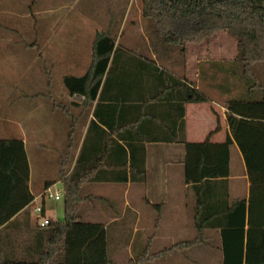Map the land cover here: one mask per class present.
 <instances>
[{"label":"trees","instance_id":"16d2710c","mask_svg":"<svg viewBox=\"0 0 264 264\" xmlns=\"http://www.w3.org/2000/svg\"><path fill=\"white\" fill-rule=\"evenodd\" d=\"M141 12L143 19L154 25L163 43L178 49L183 57L187 56L189 46H201L218 34H226L237 44L236 56L231 61L242 64L245 79L256 80L254 67L264 63V0H141ZM117 39V31L98 32L88 71L81 77L64 78L68 95L84 97L85 109L97 101V121L89 126L73 170L69 171V156L61 162L64 220L51 218L46 227L38 223L34 228L29 225L30 241L22 246L11 236L18 230L13 219L25 213L35 201L30 190L29 161L22 140L0 141V264H112L110 228L102 223L86 222L81 212L85 202L104 205L111 200L85 196L83 189L94 183H144L148 173L147 144L153 143L185 146V183L191 187L196 200L197 236L166 249L160 256L180 250L185 259L195 264L190 260V253L199 247L216 248L214 238L210 240L205 236L206 232H214L220 242L217 250L221 254V264H264V90H253L250 85L243 97L227 99L225 107L232 138L228 137L225 143L213 141L221 129L220 124L205 142L188 143L184 103H204V95L161 70L155 62H145L136 53L117 47ZM139 68L152 70L148 76L155 82L162 80L160 87L169 92L163 101L174 104L179 101L178 96L181 97L179 130H175L171 119L160 114L157 96L137 103L127 100L125 104H105L108 102L100 91L110 84L113 76L137 70L138 80ZM103 107L114 110L113 120L101 115ZM128 113L134 116L130 121L124 120ZM124 127H128L124 133L116 132ZM94 133L99 138L96 139L99 147L92 158ZM112 134H116V138ZM235 144L248 171L249 200L233 201L231 198V158ZM111 147L123 156V161L117 157L105 158L108 151L113 152ZM105 168L114 174L100 177L98 172H105ZM53 185L49 184L45 191ZM22 253L24 256L20 258L18 255Z\"/></svg>","mask_w":264,"mask_h":264},{"label":"crops","instance_id":"0c3cea01","mask_svg":"<svg viewBox=\"0 0 264 264\" xmlns=\"http://www.w3.org/2000/svg\"><path fill=\"white\" fill-rule=\"evenodd\" d=\"M96 1L98 0H0V115L5 114L8 117L4 120L10 125L7 129H13L12 136L16 137L15 139L1 137L11 136L8 133H2L0 141L22 140L24 142L31 171L30 190L35 197V201L25 209L27 214L20 213L13 219L18 230L13 232L11 238L17 245L29 243L28 226L31 225L34 228L35 223L37 224V216L34 212L36 207L44 206L46 214L54 218L53 209H48L47 199L43 198L48 185L53 183H47L39 193L33 191L31 154L50 147L59 157L60 171L62 160L69 156L71 172L79 158L91 122L97 121L95 117L97 101H94L90 108L85 109L84 97L79 95L70 97L63 81L68 76L81 77L88 71L92 60L93 43L98 32L117 31V47L122 46L125 50L136 53L145 62H155L161 70L170 73L204 95L206 98L204 103H184L185 135L188 143L205 142L219 124L221 129L214 135L213 141L225 143L228 137L232 138L225 103L230 98L229 95L237 94L238 89L228 88L231 81L227 79H224V84H215L221 77L212 75L211 67H205L204 71L199 69L205 63L216 64L220 61L209 59V52L203 59L196 56L194 49L202 45L189 46L187 56L183 57L179 52H173L171 56L169 53L161 52L160 54L163 50L162 46L155 49L146 39L140 42H132L129 37L123 39L127 25L131 30L132 27L135 28L137 22L144 21L142 12L139 13L138 21H130L131 0H102L109 4H115L117 1H120L117 3L122 2L121 4L127 2L128 5L123 11H115L110 7L107 11L101 12L91 8ZM80 6L82 9L78 10ZM86 34H88L86 46L75 44ZM223 61L225 60H221ZM150 72L152 70L139 68L137 80L135 76L137 70L122 71L118 76H113L110 84L102 88L100 94L102 93L107 100L108 103L105 104L113 102L125 104L127 100L137 103L157 96L160 114L171 119L172 124L176 125L175 130H179L182 112L179 102H182V99L178 96L179 101L174 104L163 101L162 98L168 96L169 92L160 87L162 80L155 82L148 76ZM18 92L23 96L27 95L36 99V106L29 109L27 114L10 115V106L4 110V104L7 100L13 99ZM122 108L126 110L128 107ZM102 109L101 115L113 120L114 110H109L107 107ZM132 117H134L133 114L128 113L124 116V120L130 121ZM125 130H128V127L116 132L124 133ZM92 137V158H95L99 147L96 144L98 136L94 133ZM112 137L116 138V134H112ZM72 141H74L73 144ZM119 142L125 145L124 142ZM69 150L70 153H68ZM147 150L148 173L144 183H94L85 186L88 187V190L84 192L85 196L108 198L113 194L117 198L122 193L123 206L118 199V204L112 207L115 208L114 211H118V214H111V209L103 207L98 202H85L81 205L83 214L98 215L110 220L111 223H105L106 227L110 228V239L112 242L123 240L126 244L128 264H146L152 260L150 255L158 250V232L155 231L153 235L150 233V222H155L150 210L158 213V219H161L165 207L168 208V205L173 207L167 224L171 228L170 234L174 240L181 221L180 211L183 203L180 199L181 192H190L194 196L191 187L185 183V175L183 179V173H185L183 144L153 143L147 144ZM233 150L236 151L243 167L242 180L245 181L247 188L245 199L249 200L251 183L246 164L237 144ZM111 151L113 152L108 151V155H105L106 159L117 157L118 160L123 161V156L116 154L115 148L111 147ZM112 174L114 172L107 168L105 172L104 170L98 172L100 177H108ZM60 178L63 182L61 174ZM233 180L234 177L231 176L230 189ZM177 181L179 184L176 183ZM139 185H141L140 189L135 190ZM144 197L149 204L146 212ZM155 202L162 203L154 204ZM123 221L126 223L122 233L111 232L113 225L116 226ZM159 221L157 220L156 225H159ZM172 254L175 253H168V255ZM18 256L21 258L24 253Z\"/></svg>","mask_w":264,"mask_h":264},{"label":"rangeland","instance_id":"374dc122","mask_svg":"<svg viewBox=\"0 0 264 264\" xmlns=\"http://www.w3.org/2000/svg\"><path fill=\"white\" fill-rule=\"evenodd\" d=\"M120 2V1H117ZM115 4H109L105 1L98 0L95 2V4L91 5V8L96 11H107L108 9L113 8L115 11H123L127 7V2L124 4L117 3ZM131 17L129 18L130 21H138L139 13L141 12V0H131ZM82 9L81 6L78 10ZM103 20V19H102ZM144 21L139 23L137 22V25L135 28L132 27V29H129V25L126 27L125 34L123 36V39L130 38L132 42H140L143 40H147L148 43L153 45L155 49H157L160 45H162L163 50L160 51V54L169 53L170 56L173 55V52H178V49L173 48L172 46H169L167 44H164L162 39L158 37L154 25L151 23L150 20L143 19ZM136 40V41H135ZM88 41V34L83 36L82 39L77 41L75 44H80L83 46H86ZM74 44V43H72ZM208 44V45H206ZM165 45V47H164ZM237 51V44L230 39L226 34L221 33L218 34L212 39L205 43L204 46L202 45L200 48L196 47L194 49V53L199 58L203 59L204 55H206L208 52L210 53V58L216 61H220L216 64H210V62L205 63L199 68L201 71H204L205 67H211V74L215 76H219L221 78L218 79V81L215 82L217 85L224 84V79L231 81V84H229L228 88H231L235 90L234 88L238 89L237 94L229 95V97H243V94L246 91V87L252 86L253 90L261 92V90H264V63L257 64L254 67L253 73L255 74L256 80L253 81L247 80L243 77V69L242 64L237 61H230L233 60L236 56ZM162 52V53H161ZM207 57V56H206ZM221 60H225L221 62ZM228 60V61H227ZM39 68V66L37 67ZM208 70V69H207ZM204 73V72H202ZM209 74V71H208ZM31 78V77H30ZM27 94V92L25 90ZM263 93V92H262ZM5 109H8L10 106V115L17 113V115H20L22 113L27 114V111L29 109H32L34 106H36V99L29 97V96H23L22 93H16L14 95L13 99H9L6 101ZM7 113V114H9ZM7 116L5 114L0 115V135L2 133H8L11 136H1V137H12V139H15V136H12L13 129H7V126H10L7 122L4 120H7ZM6 126V127H5ZM9 128V127H8ZM2 129V130H1ZM70 150L72 148H69ZM68 150V149H67ZM70 150L68 153H70ZM31 163H32V171H33V191L35 193H39V191L44 189V186L47 183H53L54 185L51 188V194L54 196L57 194H61L62 198L57 201L55 199L45 198L47 199V207L48 209H53V217L55 220H64V185L62 183V180L60 178V166H59V157L56 155L52 148L47 147L40 152H35L31 154ZM242 164L237 157V153L235 150H233L232 153V161H231V176L234 177V180L231 182V198L233 201L243 199L246 197L247 188L245 181L242 180ZM183 179H184V173H183ZM176 183L179 184L177 181ZM177 185V184H176ZM179 187V185H177ZM141 185L137 187L135 190H139ZM88 187L84 188V192H86ZM90 188V187H89ZM185 191L181 192L180 199L183 200V203L181 204L182 209L180 211V225L177 227V232L174 235V240H172V236L170 234L171 228L168 226L167 223H169L168 217L172 213L173 207L171 205H168V208L165 207V209L162 212L161 219H158L159 214L155 213L154 210H150V213L155 218V222H150V233L152 235L154 232H158L159 241L157 242L158 250L155 253H152L150 257H152V260L149 262H146V264H192L187 259L183 257V255L179 253H175L174 255H168L163 256L160 254L162 251H164L167 248H170L172 246H178L180 242H186L193 240L197 236V232L195 230V223H194V207H195V198L192 193H184ZM136 193V191L134 192ZM123 194L115 197V195L111 194L108 198L111 200L110 203L102 205L103 207L111 209V214H118V211H114L112 207L113 205L118 204V199L120 200V205L123 206ZM184 198V199H183ZM163 202V201H162ZM162 202H155L154 204H160ZM164 203V202H163ZM148 202L144 197V207L145 212L148 209ZM166 206V205H165ZM121 213V212H120ZM83 214V213H82ZM83 217L86 222L88 223H109L110 220L103 219L98 215H90V214H83ZM157 220H160L157 223ZM111 223V222H110ZM125 221L122 223H117L118 225L111 228V232L114 231L115 234L122 233L124 227H125ZM149 233V234H150ZM150 235V236H152ZM116 236V235H115ZM169 236L171 238H169ZM205 236L208 238H214V243L216 244V248H200L195 249L192 251L190 260L195 262V264H221V254L217 250V247L220 245L218 234L214 232H206ZM178 248V247H177ZM160 251V252H158ZM127 246L123 242V240H117L115 242H112L110 244V259L112 261V264H128L129 258L127 255ZM158 252V253H157ZM156 255V256H155Z\"/></svg>","mask_w":264,"mask_h":264},{"label":"built area","instance_id":"2783aa9c","mask_svg":"<svg viewBox=\"0 0 264 264\" xmlns=\"http://www.w3.org/2000/svg\"><path fill=\"white\" fill-rule=\"evenodd\" d=\"M43 198H50V199H55V200L59 201L62 198V196H61V194H57L54 196L53 194H51V189H49V190L44 192ZM34 212L37 216L38 226L46 227L49 225L51 218L47 214L43 213V207L42 206L36 207L34 209Z\"/></svg>","mask_w":264,"mask_h":264}]
</instances>
